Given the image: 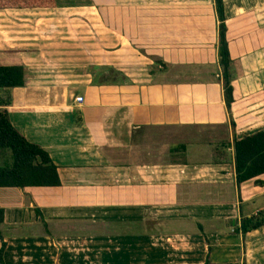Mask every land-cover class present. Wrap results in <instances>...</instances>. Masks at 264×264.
Returning a JSON list of instances; mask_svg holds the SVG:
<instances>
[{
    "label": "crops",
    "instance_id": "crops-1",
    "mask_svg": "<svg viewBox=\"0 0 264 264\" xmlns=\"http://www.w3.org/2000/svg\"><path fill=\"white\" fill-rule=\"evenodd\" d=\"M224 3L231 110L215 0L0 10V65L26 71L1 95L61 182L0 187L6 264H264V225L235 231L264 174L238 186L233 148L264 130V0Z\"/></svg>",
    "mask_w": 264,
    "mask_h": 264
},
{
    "label": "trees",
    "instance_id": "trees-1",
    "mask_svg": "<svg viewBox=\"0 0 264 264\" xmlns=\"http://www.w3.org/2000/svg\"><path fill=\"white\" fill-rule=\"evenodd\" d=\"M219 19V64L222 69L224 97L228 110L235 101L231 77L232 57L227 39L224 0H215ZM57 0H0V10L55 8ZM26 71L19 64L0 65V151L9 160L0 165V187H51L61 184L57 165L41 145L29 141L11 122L8 106L10 97L1 95L3 89L23 86ZM235 174L238 186L264 174V130H259L233 140ZM262 183L261 180H257ZM5 209L0 205V264L5 262L7 246L1 229ZM264 225V211L258 215L244 216L235 231L243 237ZM204 264H212L209 258Z\"/></svg>",
    "mask_w": 264,
    "mask_h": 264
},
{
    "label": "built area",
    "instance_id": "built-area-1",
    "mask_svg": "<svg viewBox=\"0 0 264 264\" xmlns=\"http://www.w3.org/2000/svg\"><path fill=\"white\" fill-rule=\"evenodd\" d=\"M221 77H222V76H221ZM76 101H78V102L83 101V96H77V97H76Z\"/></svg>",
    "mask_w": 264,
    "mask_h": 264
},
{
    "label": "rangeland",
    "instance_id": "rangeland-1",
    "mask_svg": "<svg viewBox=\"0 0 264 264\" xmlns=\"http://www.w3.org/2000/svg\"><path fill=\"white\" fill-rule=\"evenodd\" d=\"M19 12L22 11V10H18ZM31 11V10H30ZM34 11V10H33Z\"/></svg>",
    "mask_w": 264,
    "mask_h": 264
}]
</instances>
